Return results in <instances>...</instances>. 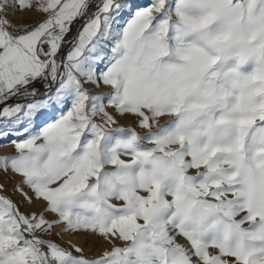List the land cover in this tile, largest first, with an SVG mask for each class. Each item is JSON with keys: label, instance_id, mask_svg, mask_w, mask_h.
I'll return each mask as SVG.
<instances>
[{"label": "snow or ice", "instance_id": "obj_1", "mask_svg": "<svg viewBox=\"0 0 264 264\" xmlns=\"http://www.w3.org/2000/svg\"><path fill=\"white\" fill-rule=\"evenodd\" d=\"M0 140V264H264V0H0Z\"/></svg>", "mask_w": 264, "mask_h": 264}, {"label": "rangeland", "instance_id": "obj_2", "mask_svg": "<svg viewBox=\"0 0 264 264\" xmlns=\"http://www.w3.org/2000/svg\"><path fill=\"white\" fill-rule=\"evenodd\" d=\"M139 2L141 4H147L150 2V0H139ZM33 16H36V17L42 19L41 14L36 13L34 11L33 12L19 13L17 16L13 17V19H16L17 21H20V22L32 23V17ZM82 24H83L82 19L77 20L73 25L71 35H75V33L82 26ZM102 90H104V89H98L97 91H102ZM167 119H168V117H162L160 120V123L163 124ZM120 124L122 126H125V127H136L137 126V118L135 116H130V115L125 116V117L120 119ZM137 130L141 131V132L144 131L143 129H139V128ZM14 152H15L14 145L10 144L6 140H0V155L12 154ZM19 179H20V177H18V176L13 178V179H9L8 177L0 176V183H5L7 185V194L12 196V198L14 200H16L18 203L21 204L22 210H25V211L33 210V209L39 210L43 206V202L37 201L36 203L29 205L27 203H24V197L20 193L12 191L13 185H15L16 181ZM61 227H63V225L59 226L56 229V231H59ZM50 238L56 240L57 242L63 244L64 246H68L69 241H71L73 243L83 244L90 254L98 253L103 248L111 247L110 244H108L106 241H104L100 237H90L89 238L90 242L87 244H85L82 235H72L71 233H65L62 237L57 236V235H55V233H53V235Z\"/></svg>", "mask_w": 264, "mask_h": 264}, {"label": "crops", "instance_id": "obj_3", "mask_svg": "<svg viewBox=\"0 0 264 264\" xmlns=\"http://www.w3.org/2000/svg\"><path fill=\"white\" fill-rule=\"evenodd\" d=\"M41 18H38V17H36V16H33L32 17V23H35V22H37V21H39Z\"/></svg>", "mask_w": 264, "mask_h": 264}]
</instances>
